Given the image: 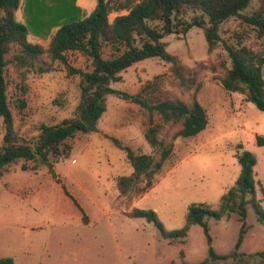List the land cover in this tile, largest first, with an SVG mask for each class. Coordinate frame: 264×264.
Instances as JSON below:
<instances>
[{
	"label": "rangeland",
	"instance_id": "374dc122",
	"mask_svg": "<svg viewBox=\"0 0 264 264\" xmlns=\"http://www.w3.org/2000/svg\"><path fill=\"white\" fill-rule=\"evenodd\" d=\"M97 2L88 0L83 14ZM257 6L258 0H251L249 10ZM115 15L111 13L110 19ZM15 18L23 20L20 8ZM243 27L238 17L226 20L221 26L223 38L234 43V31H243ZM246 28L244 43L264 55V37L258 38L251 27ZM32 34L29 40L47 44ZM163 41L185 66L184 79L173 73L170 63L152 56L123 70V79L111 82V86L136 94L146 83H154L143 92L150 103L164 98H179L188 104L198 100L206 108L207 127L194 136H178L181 123H163L156 112L108 94L98 130L78 133L68 140L64 146L69 148L67 153L52 157L54 172L46 165L37 171L24 170V160H19L0 173V258L11 257L14 264H180L210 258V243L200 224L190 226L184 242L171 243L153 222L130 217V212L135 207L154 209L167 230L181 228L190 205L219 206L223 194L236 184L241 171L238 156L243 149L257 157L255 177L264 186V145L256 143L257 135L264 134V110L246 100L245 94L223 87L221 65L230 64L228 54L221 43L208 52L203 28L172 33ZM68 62L83 69L90 66L78 52L70 53ZM53 65L51 71L39 73L9 64L8 100L22 142L34 143L43 122L57 124L76 115L80 75L71 73L65 63ZM150 117L160 125L159 138L172 147L171 154L150 184L143 178L122 195L117 177L131 174L133 166L112 137L159 159L161 150L145 137ZM4 130L0 119V143ZM256 197L262 199L264 208V193L258 184ZM244 221L237 211L208 219L211 245L219 254L234 252L243 222L246 227L237 258L209 260L206 264H264L262 258L249 257L264 251V223L251 204H247ZM75 253L78 257L74 258Z\"/></svg>",
	"mask_w": 264,
	"mask_h": 264
},
{
	"label": "trees",
	"instance_id": "16d2710c",
	"mask_svg": "<svg viewBox=\"0 0 264 264\" xmlns=\"http://www.w3.org/2000/svg\"><path fill=\"white\" fill-rule=\"evenodd\" d=\"M250 3L251 0H98L91 12L83 14L76 0H26V21L23 22L15 18L20 0H0V119L5 129L0 143V173L19 160H24V170L37 171L46 165L54 172L52 157L67 153L69 148L64 146L68 140L78 133L98 130L99 119L107 109V95L112 93L132 100L150 112H156L163 123H181L178 136H194L204 130L209 117L206 108L198 100L188 104L179 98H164L150 103L143 92L154 83H146L136 94L111 86V82L123 79V70L152 56L170 63L173 73L179 79H184L185 66L178 55L167 50L163 38L172 33L186 34L195 26L203 28L209 53L221 43L228 54L230 64L223 62L221 65L223 87L245 94L246 100L264 110V55L244 43L245 31L248 32L246 27H251L258 38L264 37V0H258V6L252 10H249ZM111 13H116L112 19L109 17ZM232 17L240 18L244 26L243 31H234V43L224 39L221 33L222 24ZM55 26L57 29L51 34ZM29 33L43 38L50 36V42L45 45L31 41ZM12 49H15L13 55L8 57ZM73 52L80 53L89 61L88 69L69 64L68 57ZM57 61L65 63L71 73L80 75L81 93L76 115L64 118L57 124L43 122L34 143L22 142L15 131L8 100L9 64L20 70L25 68L44 73L51 71ZM199 64L206 66L202 62ZM21 73L24 74V71ZM159 129L160 125L154 124L150 117L145 137L152 147L161 150L159 159H155L152 154L136 151L112 137L114 144L125 151L133 166L131 174L117 177V186L122 195L129 193L143 178L150 184L171 154L172 147L163 144L158 135ZM256 143L264 145V134L257 135ZM239 146L243 148L242 144ZM238 161L241 171L236 184L223 194L219 206L214 208L209 203L190 205L186 223L181 228L167 230L154 209L135 207L130 217H144L148 222H153L161 236L171 243L184 242L190 226L200 224L210 243V258L193 263L183 261L180 264H206L209 260L237 258L246 227L247 204L254 206L257 218L264 223L262 199L256 197L257 184L264 193V186L255 177L257 157L252 151L243 149ZM233 211L239 212L244 221L236 250L228 255L219 254L211 245L208 219L229 216ZM255 256L264 259V251L249 255L250 258ZM0 264H14V261L11 257H2Z\"/></svg>",
	"mask_w": 264,
	"mask_h": 264
},
{
	"label": "crops",
	"instance_id": "0c3cea01",
	"mask_svg": "<svg viewBox=\"0 0 264 264\" xmlns=\"http://www.w3.org/2000/svg\"><path fill=\"white\" fill-rule=\"evenodd\" d=\"M25 1L26 0H20V6H19V8H20V10H21V15H22V21L23 22H25L26 21V16H25V11H24V6H25ZM87 2H88V0H76V4L79 6V7H81V9L83 10V11H85V9H86V7L87 6H89V4H87ZM96 6V5H95ZM94 6V7H95ZM94 7L93 8H90V10H89V12H91L93 9H94ZM88 12V13H89ZM123 12H125V11H123ZM87 13V14H88ZM56 29H57V27L55 26V27H53L52 28V30H51V34L52 33H54L55 31H56ZM35 38H38L39 40H45V41H47V43H49L50 42V36H48L47 38H43V37H41V36H38V35H34V34H32ZM40 42V41H39ZM40 43H42V42H40ZM44 44H46V43H44ZM79 228V227H78ZM80 228L83 230L84 229V226L82 225V226H80ZM170 242V241H169ZM101 245H103L102 243H101ZM75 257H78V253H75V256H74V258ZM131 260H132V258H131ZM135 260V259H134ZM133 264V263H132Z\"/></svg>",
	"mask_w": 264,
	"mask_h": 264
}]
</instances>
